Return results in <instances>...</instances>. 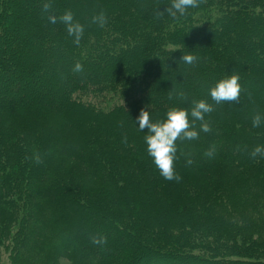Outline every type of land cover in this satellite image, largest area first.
I'll use <instances>...</instances> for the list:
<instances>
[{"label": "trees", "instance_id": "16d2710c", "mask_svg": "<svg viewBox=\"0 0 264 264\" xmlns=\"http://www.w3.org/2000/svg\"><path fill=\"white\" fill-rule=\"evenodd\" d=\"M171 2L0 0L11 91L0 100V264H264V156H251L264 147V58L250 60L264 56V0L158 14ZM66 12L83 28L78 42ZM218 34L234 36L242 61L214 50ZM208 56L220 68H205ZM232 74L238 97L217 103L209 89ZM186 76L202 80L185 87ZM198 100L212 106L210 130L196 121L197 138L176 141L180 180H166L135 118Z\"/></svg>", "mask_w": 264, "mask_h": 264}, {"label": "clouds", "instance_id": "9594fccd", "mask_svg": "<svg viewBox=\"0 0 264 264\" xmlns=\"http://www.w3.org/2000/svg\"><path fill=\"white\" fill-rule=\"evenodd\" d=\"M48 7L47 4L44 5ZM197 7V0H172L170 6L164 7L163 10L158 9V14L167 13V15L175 18L177 14L183 16L189 8ZM101 17V22H102ZM61 20L67 26L69 35H75L76 42L79 41L83 28L79 24H73L72 13L66 12ZM54 22V21H53ZM186 63H191L195 57L192 55H182L180 57ZM74 70L79 72L82 70L80 64L74 66ZM239 76L232 74L220 79L215 86L209 89L210 97L219 103L222 100H235L240 91L238 83ZM212 111V106L205 100L194 101L190 109L173 107L167 111L163 120L153 121L150 119L149 112L141 109L135 121L141 131L147 129L148 134L145 135L144 141L146 144L147 154L152 158L153 164L159 170L160 175L166 180H180V176L176 174L174 169V161L176 160L177 145L176 141L192 140L197 138L198 132L195 128V122L200 121V131L208 132L209 124L205 121V114ZM192 118L191 121L189 118ZM261 117H254L253 126L260 124ZM207 156H212V151L205 153ZM264 156V147L256 146L251 156ZM191 163V160L188 161ZM96 241L94 239L93 241Z\"/></svg>", "mask_w": 264, "mask_h": 264}, {"label": "rangeland", "instance_id": "374dc122", "mask_svg": "<svg viewBox=\"0 0 264 264\" xmlns=\"http://www.w3.org/2000/svg\"><path fill=\"white\" fill-rule=\"evenodd\" d=\"M4 10H5V13L7 14V15H9L10 14V16L11 17H15L16 16V14L19 12V10H17L16 8H11V7H9V5H7V3H4ZM240 17H242V14H239L235 19H234V24L236 25V22L239 20L238 18H240ZM245 18H249V15H247V14H245ZM24 19L25 18H23V21H24ZM246 20H244V22H245ZM22 31V30H21ZM257 32L258 33H260L261 32V29H258L257 30ZM236 35H237V33H236ZM250 36L253 38V40H254V37L255 36H257V34H256V32H253V33H251L250 34ZM232 38H234V36L233 35H231L230 37H228L227 35H225V34H218V39L216 40V48L214 49V50H217V52L218 53H221V52H224V53H227L228 52V50H230L231 49V52L233 53V58L235 59V60H240V61H242V58H240V56H241V53L239 52V50L240 49H238V46L239 45H234V43H233V40H232ZM195 38H188L187 40H188V42H191V41H193ZM6 40V39H5ZM5 40L3 39L2 41H1V47L4 49V42H5ZM227 42H228V45H227ZM235 42V41H234ZM215 44H213V48H214V45ZM263 47H264V43H263ZM246 50V49H245ZM256 50H257V52H259V46L258 45H256ZM243 51V48L241 49V52ZM217 54V53H216ZM210 55H212V54H210ZM256 56H253L250 60H251V62H255V63H259V64H261V62H262V59L264 58V56H263V54H261L260 56H259V58H255ZM250 61H246V63H249ZM203 63H204V65H205V68H207L208 67V69H218V68H220V65H221V62H217L216 60H214V59H212V56H208L207 57V59L205 58V60L203 61ZM190 64H192V62L190 63ZM169 67V66H168ZM167 67V68H168ZM167 68H165L164 69V73H165V75L166 74H168V72H171V70L170 69H167ZM188 68V67H187ZM190 68V67H189ZM167 70H169V71H167ZM212 71V70H211ZM261 72H262V70H261ZM260 71H256L255 73L256 74H258L259 75V73L260 74H262ZM248 75H250V78H251V80L255 77V75H254V73L252 72L251 74L248 72L247 73ZM9 77V76H8ZM183 79H185L186 81H185V87L187 86V84L189 85V83H193V82H196L197 80H202V78L200 77V78H195V77H190V79L189 78H187V76L185 77V78H183ZM249 81V80H248ZM6 78H5V76H1L0 75V100L1 101H3V98H5V99H7V98H9V95H11V91H10V89L9 88H6ZM197 82H199V81H197ZM173 84H171V83H169L168 84V88H171V86H172ZM183 85V84H182ZM180 86V87H183V86ZM175 87V86H174ZM1 103V102H0ZM97 220H99V219H97ZM100 222H101V224H105V221L101 218L100 220H99ZM153 251L154 250H158V249H152ZM154 252H156V251H154ZM153 256V255H152ZM166 256H168V255H166ZM156 257V256H155ZM160 258H161V256H159ZM7 255H4V264H9L8 263V260H7ZM164 259L163 260H159L158 262H156V264H170L169 262L171 261H174V257H172V258H168L167 259V257H163ZM153 259V258H152ZM145 261V260H144ZM61 264H69L67 261H61L60 262ZM148 264H154V263H152V262H148Z\"/></svg>", "mask_w": 264, "mask_h": 264}]
</instances>
